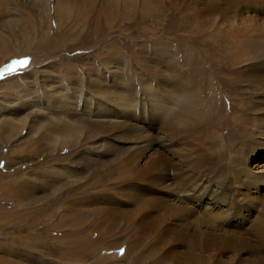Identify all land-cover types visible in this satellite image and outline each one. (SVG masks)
Segmentation results:
<instances>
[{"label": "rangeland", "instance_id": "rangeland-1", "mask_svg": "<svg viewBox=\"0 0 264 264\" xmlns=\"http://www.w3.org/2000/svg\"><path fill=\"white\" fill-rule=\"evenodd\" d=\"M0 163V264H264V0H0Z\"/></svg>", "mask_w": 264, "mask_h": 264}, {"label": "bare ground", "instance_id": "bare-ground-1", "mask_svg": "<svg viewBox=\"0 0 264 264\" xmlns=\"http://www.w3.org/2000/svg\"><path fill=\"white\" fill-rule=\"evenodd\" d=\"M142 106H143V108H142ZM137 108H136V110H137ZM147 108L148 107L145 104L141 103L140 109H142V111H144ZM241 130H243V129H241ZM161 138H163V137H161ZM163 142L164 141L161 140L160 147L163 148L164 151L167 152V154L171 155L172 158H173L174 157V153H173L174 152V150H173L174 142L171 141L169 138H167V143H163ZM240 142H242V141H240ZM245 142H248V141L246 140ZM157 143H158V138H153V139L145 138L143 140L141 138V141L137 143L136 150H138L137 152L140 155L142 160L150 152H152L155 149V147H157ZM186 155H191L192 156L193 154L192 153H187ZM195 156H198L200 158V161H202L203 163H204V161H207V162L210 161V162H212V164H214L213 161L209 160L203 154H195ZM156 158L154 159L153 162H155V163L157 162V164H159L158 161H159L160 158L159 157L157 159ZM186 162L187 161H185V160H178V161L173 162L171 164V167L173 168V171L164 175L165 183L168 186L173 187L171 193L173 195L177 196V198L179 199L178 201L182 204V205H179L178 207L183 208L184 204H187L186 202L190 203V201H193L195 203L196 207H198L199 210H203L204 209V211L211 212L213 218L216 221H218L219 223H222V224L223 223H227L226 220L228 219V216L230 214V210H232L234 205H231L230 204L231 202L229 203L227 200H224L223 198H221V196L218 197L217 194H216L218 192V190H216V188L219 187L218 186L219 184L215 183L217 181L213 182L212 178L215 177L217 179V177L214 174V172L217 169H215V168L212 169L211 172L208 173L207 175L199 174V175L196 176L192 172V170L189 168V166H188V164ZM215 163H220V161H217ZM239 166L242 167L241 164ZM216 168H218V167H216ZM250 169L251 168H249V167L247 168L246 167V171H241L240 172L241 179L243 178L242 180L246 184H248L250 187L255 188L256 190L262 184H263V186H262V188H263L264 187V173L257 172V171H256L257 173L256 172H252V170H250ZM171 173H174L173 176L177 177V178L173 179ZM173 180L177 181L176 184H173V182H172ZM213 184L216 185L215 189L213 187ZM221 187H219L218 189L220 190ZM223 188L224 187H222V189ZM220 192H221L222 197H223V193L224 192L223 193H222V191H220ZM262 193H263V190H261V191L257 190L255 194H257L259 196H262L263 195ZM260 215H258L259 218L256 219V222H255V224L253 226L254 232L258 235V236L254 237V238L257 239V240H262L264 242V215H261V217H260ZM262 216H263V219H262ZM197 219L199 221H194V222L189 221L188 223L189 224H195L197 226H202L203 225L202 217L199 216V217H197ZM187 221H188V219L186 220V222ZM238 221L242 222L240 216L236 217L235 222H238Z\"/></svg>", "mask_w": 264, "mask_h": 264}, {"label": "snow or ice", "instance_id": "snow-or-ice-1", "mask_svg": "<svg viewBox=\"0 0 264 264\" xmlns=\"http://www.w3.org/2000/svg\"><path fill=\"white\" fill-rule=\"evenodd\" d=\"M22 63L27 64V61H24ZM2 167H3V163H0V168H2Z\"/></svg>", "mask_w": 264, "mask_h": 264}]
</instances>
